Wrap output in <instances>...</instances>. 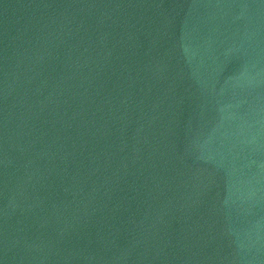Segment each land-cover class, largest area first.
Here are the masks:
<instances>
[{
    "label": "water",
    "instance_id": "95a60500",
    "mask_svg": "<svg viewBox=\"0 0 264 264\" xmlns=\"http://www.w3.org/2000/svg\"><path fill=\"white\" fill-rule=\"evenodd\" d=\"M0 264H264V0H0Z\"/></svg>",
    "mask_w": 264,
    "mask_h": 264
}]
</instances>
